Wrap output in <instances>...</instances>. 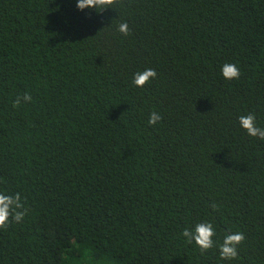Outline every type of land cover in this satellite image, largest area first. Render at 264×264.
<instances>
[{
    "label": "trees",
    "instance_id": "16d2710c",
    "mask_svg": "<svg viewBox=\"0 0 264 264\" xmlns=\"http://www.w3.org/2000/svg\"><path fill=\"white\" fill-rule=\"evenodd\" d=\"M76 4L0 0V193L24 212L0 264H264V140L238 122L264 128V0Z\"/></svg>",
    "mask_w": 264,
    "mask_h": 264
},
{
    "label": "clouds",
    "instance_id": "9594fccd",
    "mask_svg": "<svg viewBox=\"0 0 264 264\" xmlns=\"http://www.w3.org/2000/svg\"><path fill=\"white\" fill-rule=\"evenodd\" d=\"M113 2L114 0H77L76 7L79 10H84L86 8H94L97 10V8H100L101 11ZM118 31L124 35H128V24L126 22L120 23ZM221 74L223 78L227 80L238 79L240 76V70L234 64L225 63L221 67ZM155 77L156 72L154 69H144L133 74L132 83L137 87H143L150 79ZM22 100L31 101V96L28 93H25L23 97L17 96L13 106H18ZM161 119L162 117L158 113L152 112L149 115L148 124L154 125ZM238 122L241 128L244 129L249 136L258 137L259 139L264 140V128L257 126L255 114L249 113L247 115H241L238 117ZM20 201L21 197L19 193L12 195L0 193V228L7 226L10 216L16 222H19L23 218L24 212L17 211V209L23 207ZM212 207L215 209L216 205L213 204ZM215 234L213 225L210 222L197 223L191 231L185 228L182 232V235L187 238L186 242L189 244L195 242L201 252L213 247L214 241L212 237L215 236ZM244 239L245 237L243 233L240 232L226 234L222 243L218 245L221 259L236 258V246L242 243Z\"/></svg>",
    "mask_w": 264,
    "mask_h": 264
}]
</instances>
